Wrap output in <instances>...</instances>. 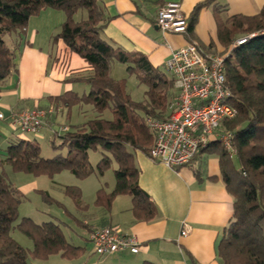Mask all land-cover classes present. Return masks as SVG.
I'll return each mask as SVG.
<instances>
[{"label":"trees","instance_id":"trees-1","mask_svg":"<svg viewBox=\"0 0 264 264\" xmlns=\"http://www.w3.org/2000/svg\"><path fill=\"white\" fill-rule=\"evenodd\" d=\"M217 1L195 4L187 16L185 34L190 42L206 50L194 39L193 24L200 8L215 7L218 37L225 47L222 53H227L224 74L232 93L230 102L236 108L235 115L222 122L221 130L231 134L235 154L229 157L216 139L196 155L210 147L216 151L223 182L233 198L232 216L216 246L218 264H264V7L254 15L236 14L223 19L219 13L225 5ZM47 7L64 14L61 25L51 34V48L62 41L89 65L88 70L64 79L86 85L88 92L66 91L48 99L68 112L74 106L88 104L98 115L60 135L52 133L51 144L54 146L55 137H60V146L67 149L65 155L44 158L36 139L11 138L4 146L0 163L34 176L53 177L67 170L80 179L93 172L103 175L115 165L113 189L107 192L104 187L98 188L95 203L109 207L117 195L128 194L134 216L150 219L154 206L139 186L134 153L138 150L150 157L155 138L146 118L169 117L177 96L174 80L164 68L153 66L143 53L127 52L101 36L110 19L101 0H0V85L17 71L15 51L24 42L28 19ZM249 33L255 35L228 49L231 41ZM53 54L51 51L54 60ZM113 60L124 63L127 73L146 86L145 100H132L124 91V83L111 75ZM106 109L111 111L112 119L101 117ZM90 150L101 153L95 167L89 162ZM64 189L79 203V187L67 185ZM20 200V192L0 168V264H29L53 254L73 259L84 253V247L65 239L60 224L19 217ZM15 222L32 240V248L22 246L11 236Z\"/></svg>","mask_w":264,"mask_h":264},{"label":"crops","instance_id":"crops-1","mask_svg":"<svg viewBox=\"0 0 264 264\" xmlns=\"http://www.w3.org/2000/svg\"><path fill=\"white\" fill-rule=\"evenodd\" d=\"M166 1L101 0L110 17L101 36L127 52L143 53L153 66L164 68L171 51L190 42L185 33L164 32L156 25V12ZM178 1L182 13L189 17L195 4L203 0ZM217 2L225 5L219 13L223 19L236 14L254 15L264 7V0ZM214 11L213 5L199 9L193 24V37L206 52L220 54L225 47L218 37ZM63 19V12L51 7L28 19L24 42L15 51L17 71L0 85V112L4 114L0 118V148L11 138L38 140L48 137L56 122L67 125L70 130L63 120L70 118L71 110L68 112L61 104L54 105L48 96L79 92L77 86L81 83L64 79L88 70L89 65L70 52L62 41L51 48V34ZM51 51L56 55L54 60ZM49 105L60 107V110L50 115L36 134L20 131L8 117L11 111L21 108ZM134 160L139 167V186L154 206L152 218L137 219L132 211V197L128 194L117 195L109 207H104L95 203V192L92 209L88 204L78 208H84L89 214L81 222L83 244L77 245L84 247V253L73 259L53 254L46 259H33L29 264H51V261L53 264H218L216 246L232 216L233 198L223 182L216 151L212 147L203 149L191 162L177 168L167 167L138 150ZM104 189L109 192L113 188ZM112 225L137 237L140 246L136 253L122 250L99 255L94 252L88 233L96 227ZM53 256L59 258H50Z\"/></svg>","mask_w":264,"mask_h":264},{"label":"built area","instance_id":"built-area-1","mask_svg":"<svg viewBox=\"0 0 264 264\" xmlns=\"http://www.w3.org/2000/svg\"><path fill=\"white\" fill-rule=\"evenodd\" d=\"M155 23L164 32L185 33L187 16L182 13L178 0H168L158 8ZM254 35L235 38L228 49L244 44ZM226 55L208 53L196 42H187L171 51L163 67L172 76L178 93L168 118H146L155 138L150 158L171 168L186 165L201 147L212 141V135H215L213 140L221 142L229 157L234 156L231 134L221 130L222 122L236 113L224 74ZM59 110L60 107L53 105L21 108L11 111L8 117L20 131L36 134L47 118ZM3 117L0 112V118ZM67 130L68 126L64 124L51 128L56 135ZM87 238L99 255L122 250L136 253L140 246L134 234L124 233L117 225L96 227Z\"/></svg>","mask_w":264,"mask_h":264},{"label":"rangeland","instance_id":"rangeland-1","mask_svg":"<svg viewBox=\"0 0 264 264\" xmlns=\"http://www.w3.org/2000/svg\"><path fill=\"white\" fill-rule=\"evenodd\" d=\"M79 15L80 14L76 15L77 19H79ZM110 73L115 79L124 83V91L132 100L143 101L146 99V86L140 83L134 74L127 73L124 63L113 60ZM77 91L88 92V87L84 84H78ZM96 115H98V113L95 112L90 105L82 104V108L79 106L72 107L70 118L67 120L65 117L63 121L69 124L70 129H72V127L80 125ZM101 117L112 119V113L109 109H106L101 113ZM58 125L63 124L56 122L53 126L56 127ZM51 134L48 137L37 140L42 157L51 158L59 154L65 155L67 149L65 146H60V137H55L54 147L51 144L53 140V134ZM214 138L215 135H212L210 140ZM4 146L0 148V158ZM100 155L101 153L98 150L89 151V162L91 166L95 167L100 159ZM115 167L116 166L113 165V167L106 170L103 175L93 172L88 177L80 179L67 170L60 171L53 177L47 175L34 176L25 172L13 171L8 164L0 163V168L4 171L6 177L20 192L21 200L18 208L19 217L27 216L36 222L53 221L60 224L65 239L73 245L83 244L81 239L83 234L81 222L86 215H89L84 212V208H78L88 204L90 209H92L97 188L105 187L108 190L113 188L115 183L113 170ZM67 185L80 188L81 196L78 200L79 203L65 194L64 187ZM125 197L128 198V196ZM101 209L103 211L105 210L104 207H101ZM10 234L22 246L32 248V240L16 227V222L10 230ZM50 258L59 257L53 256ZM52 262L53 261H51V264H53Z\"/></svg>","mask_w":264,"mask_h":264}]
</instances>
